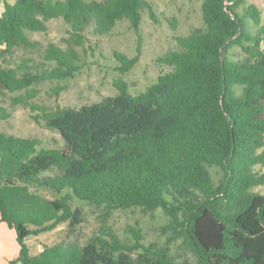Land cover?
Masks as SVG:
<instances>
[{
	"label": "trees",
	"instance_id": "obj_1",
	"mask_svg": "<svg viewBox=\"0 0 264 264\" xmlns=\"http://www.w3.org/2000/svg\"><path fill=\"white\" fill-rule=\"evenodd\" d=\"M1 1V0H0ZM0 94L17 93L29 115L61 144L0 132V222L19 251L10 264H264V21L246 0H202V24L177 36L168 66L132 93L117 92L77 108H47L32 99L43 80L78 70L75 47L108 34L119 20L136 32L147 0H2ZM68 25L67 46L48 43L38 69L18 48L48 21ZM92 28L89 31V28ZM126 72L137 59L114 51ZM38 69V70H37ZM32 87V88H31ZM28 88H30L28 90ZM9 117L0 105V119ZM219 177L215 180L211 171ZM85 206L99 210L93 221ZM160 209L165 228L183 237L190 262L166 244L109 225L114 212ZM67 222L64 237L33 252L29 237Z\"/></svg>",
	"mask_w": 264,
	"mask_h": 264
},
{
	"label": "rangeland",
	"instance_id": "obj_2",
	"mask_svg": "<svg viewBox=\"0 0 264 264\" xmlns=\"http://www.w3.org/2000/svg\"><path fill=\"white\" fill-rule=\"evenodd\" d=\"M147 2L150 10L142 13L138 32L131 26L129 20L123 19L117 21L108 34L90 35L91 48L87 47L84 51L82 47H75L78 53L76 60L78 70L74 77L64 80H43L37 83L34 86L37 94L32 101L47 108L57 106L77 108L115 94L117 90L113 85L114 80L120 77L127 82L132 93H138L156 81L161 70L168 69V66L160 61V57L170 49L178 48L176 37L186 35L193 27L202 24V0H147ZM246 2L260 7L264 21V0H246ZM3 8L4 4L1 0L0 14ZM47 23L48 32L29 33L28 36L31 41L36 42L35 45L15 49L10 60L17 64L24 58H30V63L36 65L39 70L43 67L48 68L39 64L44 49L50 42L66 47L68 25L61 19H51ZM91 29L90 27L89 31ZM114 51L128 57L137 55L136 62L123 72L122 64L115 58ZM26 91L0 94V105L9 113V117L0 119V132L36 137L42 143L60 145L61 139L57 132L48 129L42 121L36 122L31 118L29 107L25 103L13 100L18 94L25 96ZM211 171L216 180L219 177L215 174L216 169L212 168ZM255 190L264 192V184L255 187ZM85 209L91 221L99 213V210L92 206H85ZM166 222L167 218L160 209L147 211L136 209L114 212L107 223L126 236H129L128 226L139 223L146 241L156 240L160 244H166L175 256L193 262L194 256L185 249L184 238H175L174 234L165 228ZM66 228L67 222L60 223L50 231L30 236L29 244L32 251H39L42 244L61 240ZM18 251L14 230L2 223L0 264H10L8 261L15 258Z\"/></svg>",
	"mask_w": 264,
	"mask_h": 264
},
{
	"label": "crops",
	"instance_id": "obj_3",
	"mask_svg": "<svg viewBox=\"0 0 264 264\" xmlns=\"http://www.w3.org/2000/svg\"><path fill=\"white\" fill-rule=\"evenodd\" d=\"M2 223H4V222H0V226L2 225ZM6 224V223H5ZM19 248V247H18Z\"/></svg>",
	"mask_w": 264,
	"mask_h": 264
}]
</instances>
